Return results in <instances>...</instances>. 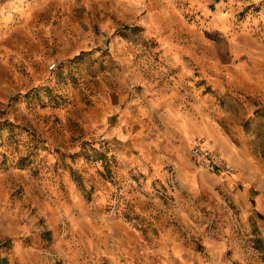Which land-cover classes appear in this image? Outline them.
Returning <instances> with one entry per match:
<instances>
[{"label":"rangeland","instance_id":"rangeland-1","mask_svg":"<svg viewBox=\"0 0 264 264\" xmlns=\"http://www.w3.org/2000/svg\"><path fill=\"white\" fill-rule=\"evenodd\" d=\"M0 7L3 8L0 13V104L5 105L0 108V154L5 163L9 156L15 155L16 171H24L25 166H30L34 178L44 184L50 183L60 172L55 166L57 157L66 154L82 165L79 172L71 170L70 177L65 174L64 182L74 181L82 189L85 184L92 186L93 192L88 194L89 205L92 197L98 196L103 215L109 220L89 222L86 230L77 225L73 231L78 235L68 239L73 253L82 251V236L87 239L89 251L114 254L94 257V264H117L114 257L119 259V264H141V261L143 264H167L169 255H175L170 246H166L168 241L173 233L184 235L180 224L174 219L165 220L151 205H133L130 201L126 206L121 204L122 213L119 209L112 210L110 198L105 197L106 186H119L121 192L131 194L133 186L149 183L148 174L139 171V165L132 166L122 160L112 146L108 151H97L93 146L95 141L86 135L90 122L114 126L119 119L115 114L106 115L107 109L103 106L105 100L115 107L123 99L119 87L106 83L112 73L103 70L104 64L99 74L93 75L94 69H88L80 80L69 73L70 87L62 73L48 86V78L54 73L43 71L44 63L51 69L58 58L60 64L74 58L83 64V57L89 51L87 37L99 34L98 21L104 16L103 10L85 7L82 0L68 6L59 4L58 0H0ZM154 11L165 12V8L154 5ZM86 18L88 24L82 23ZM161 19L167 25L166 30L150 33V41L142 37L140 40L150 48L153 62L165 68L168 75L166 79H160V74L154 73L153 79H149L138 70L132 87L137 93L146 88H154L160 95L175 96L177 88L182 95L185 89L192 93L187 97V111L165 109L181 129L179 132L172 130L182 139L175 147L182 152L184 145L192 144L188 117L195 115L198 119L194 122L201 131L223 137L221 142L226 147L231 146L229 151L234 148L249 157L264 158V0H185L182 7L177 5L174 10H167ZM81 31L85 38L74 55L65 56L71 49L65 48L64 43L71 44L73 37ZM114 31L131 32L130 39L136 41L140 32L149 29L147 24L143 28L121 24ZM119 46V37L110 41L107 49L100 42L97 50L105 52V64L116 61L112 53ZM118 75L123 77L124 73ZM89 78L91 86L86 83ZM41 88L51 103H42ZM20 98L27 101L29 116L17 114L19 109L14 106V101ZM37 102L40 103L38 121L31 118ZM120 106L124 107L123 104ZM137 115L132 108L128 109L125 122H131L133 139L121 141L127 145L123 155L129 160L141 158V162L146 163L141 152L158 157L167 152L168 144L161 140L163 151L147 147L149 141H155L164 132V125L156 118L152 123L146 119L137 122ZM22 133L32 138L26 149L27 157L19 152ZM45 154L47 160L52 161V167L47 164L40 167ZM169 159L173 166L179 165V180L191 178L189 191L197 190L201 196L216 193L217 200H223L221 219L233 213L243 215L254 238V247L264 252V195L259 188L246 190L243 184L237 183L233 196L227 199L208 179L209 176L223 177L221 183L228 184L226 173L209 172L199 163L193 169L180 156L170 155ZM162 167L168 170L169 166L164 164ZM155 168L156 161H153L149 174L155 172ZM93 171L95 176L90 175ZM125 171L128 179L124 178ZM231 179H235V174ZM156 185L171 187L166 180L151 182V186ZM241 194L247 196V211L239 209L235 202ZM182 204V200L173 197L170 207ZM113 217L122 220L123 224L113 226ZM46 238L50 239V236L46 235ZM204 248L205 244H196V251L203 252ZM175 264H183V259L177 257Z\"/></svg>","mask_w":264,"mask_h":264},{"label":"clouds","instance_id":"clouds-1","mask_svg":"<svg viewBox=\"0 0 264 264\" xmlns=\"http://www.w3.org/2000/svg\"><path fill=\"white\" fill-rule=\"evenodd\" d=\"M184 2L185 0H82L85 7H97L104 12L103 18L98 21L99 34L96 36L89 34L87 37L89 51L83 57V64L75 58L71 62L60 64L58 58L51 69L47 63H44L43 71L54 73L48 78V86L55 83L62 73L65 83L70 87L72 81L69 73L76 75L80 80L87 74L88 69H94L93 75L99 74L102 71V64H104L103 70L112 73L106 83L119 87L123 99L115 107L105 100L103 106L107 109L106 115L115 114L119 119L114 126L90 122L86 135L95 141L93 146L97 151H108L109 146H112L120 153L122 160L128 161L132 166L139 165V171L148 174L149 183L142 187L133 186L131 194L121 192L119 186H106L105 197L110 198L112 210L119 209L122 213L124 208L121 204L126 206L130 201L133 205H151L153 211L162 213L165 220L174 219L180 224L184 235L173 233L172 239L168 241L166 246H170L171 253L175 255H169L167 264H175L177 257L183 259V264H264L262 259L264 252L254 247L252 243L254 238L244 216L233 213L221 219L223 200L218 201L216 193L211 195L205 193L201 196L197 190L189 191L191 178L188 177L186 181L179 180L177 175L179 165L173 166L169 156H180L181 160L187 161L193 169L196 163H199L202 169L209 172L211 164L222 165L226 169L229 183H221L223 177L209 176L208 179L227 199L233 196L237 183L243 184L246 190L259 188L264 195V158H252L243 152H237L234 148L229 151L231 146L226 147L221 142L223 137H213L201 131L194 122L198 119L195 115L188 117L192 144L184 145L181 152L175 145L182 143V139L172 131L174 129L175 132H179L181 129L165 109L173 112L181 109L187 111L185 107L188 103L187 97L192 93L185 89L182 95L178 88L175 96L160 95L154 88H146L137 93L132 87L136 82L138 70L149 79H153L154 73L160 74V79H166L167 70L153 62L150 48L144 46L140 38L150 41V33L165 31L167 25L161 19L162 15L167 10H174L177 5L182 7ZM58 3L68 6L74 5L76 0H58ZM154 5L165 8V12L154 11ZM2 11L3 8L0 7V13ZM82 23L88 24V19L86 18ZM121 24H134L142 28L147 24L149 31L140 32L137 40L133 41L130 39L131 32L114 31ZM118 37L119 49L112 53L116 61L105 64V52L98 51L97 48L102 41L104 49H107L110 41ZM84 38V33L81 31L79 35L73 37L71 44L64 43L65 48L71 49L65 52V56L74 55L75 49ZM124 64L128 67L123 68ZM119 72H123L124 76L118 75ZM86 83L91 86V79L89 78ZM39 91L42 103H51L43 88ZM65 101H68V97H65ZM121 104L124 105L123 108ZM14 106L19 109L17 113L19 116H29L27 101L24 98L14 101ZM4 107L5 105L0 104V108ZM129 108L133 109L134 114H138L137 122L146 119L152 123L156 118L161 125H164V132L160 133L155 141L147 143V147L163 151L161 140L167 141L168 150L164 155L149 157L141 152V157L146 163H142L141 158L129 160V157L123 155L127 145L121 141L133 139L130 134L131 122H125ZM39 113L40 103L37 102L31 118L38 121ZM37 127H39L38 122ZM126 133L128 135H125ZM43 134L42 131L41 135ZM20 138L19 152L27 157L26 149L32 138L26 133H22ZM201 141L203 143H200ZM57 161L55 166L60 172L50 183L44 184L34 178V171L30 166H25L24 171H16L18 163L15 155L9 156L8 162L5 163L3 155L0 154V264H55L57 261L60 264H69V262L94 264V257L104 254L114 256L112 252L89 251L87 239L82 236L80 237L82 251L73 253L68 245V239L78 235L73 231L77 225L86 230L89 222L100 223L109 218L103 215L104 209L98 196L92 197V203L89 205L88 194L93 192L92 186L85 184L82 189L74 181L64 182L65 174L70 177L71 170L79 172L82 165L75 163L66 154L62 158L57 157ZM153 161H156L155 172L149 174ZM45 164L49 167L53 166L52 161L47 160L46 154L40 167L43 168ZM164 164H168V170L162 167ZM233 174L235 179H231ZM90 175L95 176V172H90ZM123 175L128 179L127 171ZM157 180H166L171 187L151 186V182ZM173 197L182 200L183 204L180 207H170ZM193 201L196 203L193 204ZM246 201L247 196L241 194V198L235 202L239 209L247 211ZM111 223L117 226L123 224V221L113 217ZM46 235H49L50 239H47ZM197 243L205 244L203 252L196 251ZM114 258L119 264V259Z\"/></svg>","mask_w":264,"mask_h":264},{"label":"built area","instance_id":"built-area-1","mask_svg":"<svg viewBox=\"0 0 264 264\" xmlns=\"http://www.w3.org/2000/svg\"><path fill=\"white\" fill-rule=\"evenodd\" d=\"M197 146H199V145H197ZM210 171L211 172H224V173H226V169L222 165H216L214 163L211 164Z\"/></svg>","mask_w":264,"mask_h":264}]
</instances>
